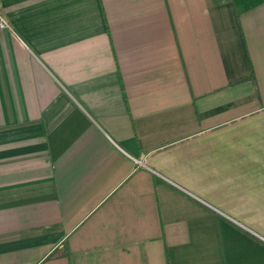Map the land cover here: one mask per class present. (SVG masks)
Returning <instances> with one entry per match:
<instances>
[{
	"label": "crops",
	"instance_id": "obj_1",
	"mask_svg": "<svg viewBox=\"0 0 264 264\" xmlns=\"http://www.w3.org/2000/svg\"><path fill=\"white\" fill-rule=\"evenodd\" d=\"M0 13V264H264V0Z\"/></svg>",
	"mask_w": 264,
	"mask_h": 264
},
{
	"label": "built area",
	"instance_id": "obj_2",
	"mask_svg": "<svg viewBox=\"0 0 264 264\" xmlns=\"http://www.w3.org/2000/svg\"><path fill=\"white\" fill-rule=\"evenodd\" d=\"M0 29H8L11 30V26L5 17L0 13ZM136 163L142 164L140 160L134 159Z\"/></svg>",
	"mask_w": 264,
	"mask_h": 264
}]
</instances>
